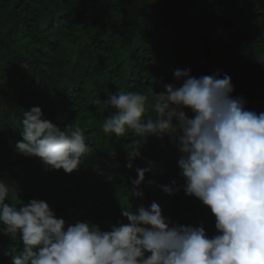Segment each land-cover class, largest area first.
<instances>
[{
  "label": "trees",
  "instance_id": "16d2710c",
  "mask_svg": "<svg viewBox=\"0 0 264 264\" xmlns=\"http://www.w3.org/2000/svg\"><path fill=\"white\" fill-rule=\"evenodd\" d=\"M257 50L264 51V0H0V178L15 182L20 203L44 199L69 224L110 230L127 222L121 209L132 204L135 168L150 160L145 195L134 205L156 202L174 222L203 224L213 236L210 208L183 191L181 154L171 138H149L145 159L130 170L125 145L136 137L105 136L100 125L109 111H97L94 100L119 89L159 92L177 83L174 70L191 69L196 77L229 75L232 95L243 96L247 110L264 112ZM34 106L57 126L85 132L94 152L78 171L46 170L38 157L16 154L22 113ZM173 181L181 191L169 195L161 186ZM14 247L0 229V264H10Z\"/></svg>",
  "mask_w": 264,
  "mask_h": 264
},
{
  "label": "clouds",
  "instance_id": "9594fccd",
  "mask_svg": "<svg viewBox=\"0 0 264 264\" xmlns=\"http://www.w3.org/2000/svg\"><path fill=\"white\" fill-rule=\"evenodd\" d=\"M254 59L264 63V51ZM174 77L177 83H164L159 92L119 89L95 99L97 111H109L100 128L109 138L136 137L125 145L130 170L145 159L149 138L170 137L181 154L183 191L210 208L217 234L209 236L203 224L174 222L156 202L134 205L133 198L145 195L150 160L135 168L132 204L121 209L127 222L110 230L91 221L69 224L44 199L20 203L15 182L0 178V229L15 242L10 264H264V112L247 110L245 98L232 95L227 74L196 77L176 69ZM22 117L15 152L38 157L46 170L70 174L94 152L80 127L57 126L41 106ZM161 187L169 195L181 191L175 181Z\"/></svg>",
  "mask_w": 264,
  "mask_h": 264
},
{
  "label": "rangeland",
  "instance_id": "374dc122",
  "mask_svg": "<svg viewBox=\"0 0 264 264\" xmlns=\"http://www.w3.org/2000/svg\"><path fill=\"white\" fill-rule=\"evenodd\" d=\"M25 63H22V65L24 66Z\"/></svg>",
  "mask_w": 264,
  "mask_h": 264
}]
</instances>
